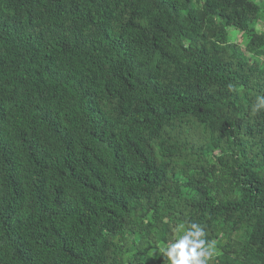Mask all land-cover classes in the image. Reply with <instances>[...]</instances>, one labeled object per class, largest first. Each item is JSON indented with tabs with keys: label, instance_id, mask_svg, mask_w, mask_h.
Wrapping results in <instances>:
<instances>
[{
	"label": "trees",
	"instance_id": "obj_1",
	"mask_svg": "<svg viewBox=\"0 0 264 264\" xmlns=\"http://www.w3.org/2000/svg\"><path fill=\"white\" fill-rule=\"evenodd\" d=\"M258 97L264 0H0V264H264Z\"/></svg>",
	"mask_w": 264,
	"mask_h": 264
},
{
	"label": "clouds",
	"instance_id": "obj_2",
	"mask_svg": "<svg viewBox=\"0 0 264 264\" xmlns=\"http://www.w3.org/2000/svg\"><path fill=\"white\" fill-rule=\"evenodd\" d=\"M261 108H264V97H258L253 110ZM212 255L213 246L206 240L204 228L197 223L178 225L175 237L163 251L167 264H209Z\"/></svg>",
	"mask_w": 264,
	"mask_h": 264
},
{
	"label": "rangeland",
	"instance_id": "obj_3",
	"mask_svg": "<svg viewBox=\"0 0 264 264\" xmlns=\"http://www.w3.org/2000/svg\"><path fill=\"white\" fill-rule=\"evenodd\" d=\"M258 32L260 31L259 26L257 27ZM231 41L233 43H236L238 46H240V48H242V43L240 42V35L237 36H233V38H231Z\"/></svg>",
	"mask_w": 264,
	"mask_h": 264
}]
</instances>
